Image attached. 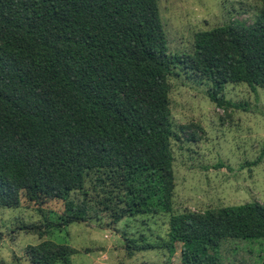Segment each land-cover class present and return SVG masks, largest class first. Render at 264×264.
I'll use <instances>...</instances> for the list:
<instances>
[{"label": "trees", "instance_id": "trees-1", "mask_svg": "<svg viewBox=\"0 0 264 264\" xmlns=\"http://www.w3.org/2000/svg\"><path fill=\"white\" fill-rule=\"evenodd\" d=\"M178 65L212 83L219 108L240 109L224 90L264 89V9L253 25L198 32L192 54L173 56L158 0H0V208L62 202L46 224L56 229L87 222L92 202L113 224L172 214ZM171 214L168 240L127 238L129 253L181 244L182 264H223V243L264 240L259 202ZM77 253L53 241L26 251L31 264H72Z\"/></svg>", "mask_w": 264, "mask_h": 264}, {"label": "rangeland", "instance_id": "rangeland-1", "mask_svg": "<svg viewBox=\"0 0 264 264\" xmlns=\"http://www.w3.org/2000/svg\"><path fill=\"white\" fill-rule=\"evenodd\" d=\"M158 1L173 56L192 54L198 32L233 22L253 25L264 9V0ZM169 85L175 173L170 214L264 204V89L228 84L225 99L242 107L225 110L210 98L212 83L183 65L173 69ZM72 198L77 203L84 199L80 193ZM90 204L93 209L87 222L62 229L46 227L48 221H59L62 202H50L42 210L27 202L20 208H0V264H31L27 248L43 241L78 250L72 264H182L181 244L173 252L158 247L130 254L126 248L127 238L156 245L168 240L170 214L113 224L102 206ZM221 255L223 264H264V240H229L223 243Z\"/></svg>", "mask_w": 264, "mask_h": 264}]
</instances>
